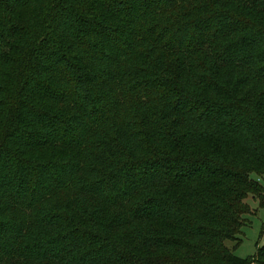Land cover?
I'll return each mask as SVG.
<instances>
[{
	"label": "trees",
	"instance_id": "16d2710c",
	"mask_svg": "<svg viewBox=\"0 0 264 264\" xmlns=\"http://www.w3.org/2000/svg\"><path fill=\"white\" fill-rule=\"evenodd\" d=\"M264 0H0V264H264Z\"/></svg>",
	"mask_w": 264,
	"mask_h": 264
},
{
	"label": "rangeland",
	"instance_id": "374dc122",
	"mask_svg": "<svg viewBox=\"0 0 264 264\" xmlns=\"http://www.w3.org/2000/svg\"><path fill=\"white\" fill-rule=\"evenodd\" d=\"M254 214L247 215V224L243 226L241 234V243L234 248V242L227 241V245L239 257H250L257 253L258 248L264 245V205L254 198L248 199Z\"/></svg>",
	"mask_w": 264,
	"mask_h": 264
}]
</instances>
